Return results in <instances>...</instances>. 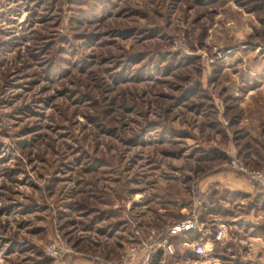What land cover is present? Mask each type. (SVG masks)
<instances>
[{
	"label": "rangeland",
	"instance_id": "obj_1",
	"mask_svg": "<svg viewBox=\"0 0 264 264\" xmlns=\"http://www.w3.org/2000/svg\"><path fill=\"white\" fill-rule=\"evenodd\" d=\"M244 52L264 0H0V264L110 261L190 214L223 237L158 264H264Z\"/></svg>",
	"mask_w": 264,
	"mask_h": 264
},
{
	"label": "built area",
	"instance_id": "obj_2",
	"mask_svg": "<svg viewBox=\"0 0 264 264\" xmlns=\"http://www.w3.org/2000/svg\"><path fill=\"white\" fill-rule=\"evenodd\" d=\"M230 165L233 169L244 173L253 185L264 187V168L247 169L235 160L230 161ZM189 230H193L195 233H199L201 230V223L194 214L172 222L160 231L149 228L142 237L139 236L138 232H135L138 239L129 243L118 258L110 261L93 259L87 264H147L151 255L157 251H160L162 256H172L174 254V244L170 241V237ZM223 235V227H217L212 233L206 229L196 237L189 241H183L181 244L189 254L201 257L206 255L211 250L212 243L221 240ZM204 239L205 241H203ZM44 250L52 258L60 261L65 253L56 241L47 243Z\"/></svg>",
	"mask_w": 264,
	"mask_h": 264
},
{
	"label": "crops",
	"instance_id": "obj_3",
	"mask_svg": "<svg viewBox=\"0 0 264 264\" xmlns=\"http://www.w3.org/2000/svg\"><path fill=\"white\" fill-rule=\"evenodd\" d=\"M242 56L245 58L246 70L241 71L239 67H233L234 69L231 68L233 70L228 71V76L233 75L235 81L242 76H251L252 79L249 78L246 82L244 81V85L250 84L251 82H258L254 88L246 91L243 99L240 101V104L245 108V116L242 124L247 129L255 131L257 129V122L259 120L264 121V59L253 58V56H250L246 52L242 53Z\"/></svg>",
	"mask_w": 264,
	"mask_h": 264
},
{
	"label": "trees",
	"instance_id": "obj_4",
	"mask_svg": "<svg viewBox=\"0 0 264 264\" xmlns=\"http://www.w3.org/2000/svg\"><path fill=\"white\" fill-rule=\"evenodd\" d=\"M260 168H264V167L263 166L261 167L260 165L259 166L256 165V166H254L253 169H260ZM260 188H264V187H260ZM162 229H160V230H162ZM196 236H197V234L195 233V231L189 230V231L182 232V233H179L177 235L171 236L170 240L175 245L176 241L181 243L183 241H189V240H191L192 238H194ZM132 241H134V239H132L131 242ZM161 256H162V254H161L160 251H157V252L153 253L151 255V257H150V259H149L147 264H158Z\"/></svg>",
	"mask_w": 264,
	"mask_h": 264
}]
</instances>
